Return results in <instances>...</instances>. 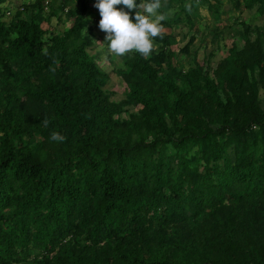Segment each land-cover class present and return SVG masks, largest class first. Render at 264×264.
Returning a JSON list of instances; mask_svg holds the SVG:
<instances>
[{"label": "trees", "instance_id": "1", "mask_svg": "<svg viewBox=\"0 0 264 264\" xmlns=\"http://www.w3.org/2000/svg\"><path fill=\"white\" fill-rule=\"evenodd\" d=\"M5 2L0 264H264V0H233L262 21L227 28L220 0H168L156 50L114 67L120 100L94 53L97 0L24 1L9 21ZM231 31L223 56L192 48Z\"/></svg>", "mask_w": 264, "mask_h": 264}, {"label": "clouds", "instance_id": "2", "mask_svg": "<svg viewBox=\"0 0 264 264\" xmlns=\"http://www.w3.org/2000/svg\"><path fill=\"white\" fill-rule=\"evenodd\" d=\"M118 5H123L129 10L139 9L135 13V20L131 18L130 11H125L117 7ZM94 6L102 17L99 28L106 33L108 50L116 57L137 52L147 59L157 48L155 38H163L165 34L161 22L167 19V14L159 12L162 7L161 0H140L139 4L136 0H97ZM187 8L190 11L191 5ZM43 54L47 55V49H44ZM42 123L47 127L49 121L45 119ZM50 139L62 142L66 137L53 132Z\"/></svg>", "mask_w": 264, "mask_h": 264}, {"label": "rangeland", "instance_id": "3", "mask_svg": "<svg viewBox=\"0 0 264 264\" xmlns=\"http://www.w3.org/2000/svg\"><path fill=\"white\" fill-rule=\"evenodd\" d=\"M24 1L28 2L31 0H6V2L3 3V5L6 8V13H7L4 19L6 21H9L13 14V11H15L19 6H21L24 3ZM220 2H221L220 4H221V9H222V17L224 19V21L221 23L222 27L228 26L227 23L230 25V27H236V26L241 27V24L237 22L238 18H241L243 20H246L248 22H253V23H259L262 21L261 17H259L257 13H254V12L251 13L247 11L246 9H243V10L236 9L233 3V0H220ZM161 5H162L161 10L163 13L166 12L165 14H167L168 16H173L175 14L178 4L174 3L170 5L168 0H161ZM199 12L201 15V19L199 20L200 25H201V28H204V24L209 22L211 17L206 7L200 6ZM90 17H94V16L90 15ZM70 24H71V21L69 20L60 21L57 17H53L52 22L50 24L51 25L50 29L58 32L63 29H66L68 26H70ZM93 30L95 33L94 53L96 54V58L99 64L102 66V68L110 74L111 81L108 84V89L110 91L112 99L120 100L125 97L126 85L124 81L122 80V78L116 74L114 67L115 65L120 66L122 64L121 58L116 57L114 54L109 52L107 43L105 41L106 33L100 30L99 24L98 25L96 24ZM232 33L233 32L231 31V34L226 33V35L222 37V40L220 43L221 48L213 47L210 44L209 46L207 45L208 47L206 49V45L201 43V41L199 40V37L196 43L192 45V48H195V47L199 48L200 57H203V54L206 51H210V50H214L217 53V55H219V57L223 56L227 52V47L231 46L233 40H236V39L239 40L237 37L232 38L231 37ZM207 37H208L207 40L209 41L210 40L209 35ZM177 39L179 41L178 47H176L177 49L180 46H183L185 42L187 41V39L183 38L182 34H178ZM180 57L182 60H185V62L191 63V60H192L191 57H187L185 54H180ZM212 65L214 66L215 63H212ZM261 96L263 99V106H264V92L263 91L261 93ZM123 116H125V114H123Z\"/></svg>", "mask_w": 264, "mask_h": 264}]
</instances>
